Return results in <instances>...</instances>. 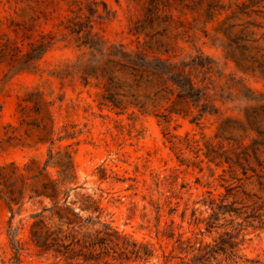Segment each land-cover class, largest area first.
<instances>
[{
  "label": "rangeland",
  "instance_id": "1",
  "mask_svg": "<svg viewBox=\"0 0 264 264\" xmlns=\"http://www.w3.org/2000/svg\"><path fill=\"white\" fill-rule=\"evenodd\" d=\"M234 2L96 0L90 21L107 45L120 42L129 50L144 48L163 58H210L193 72L218 112L203 114L197 123L177 117L173 124L179 134L211 135L220 115L240 116L249 103L245 88L264 93V75L239 70L222 49L225 36L219 24ZM51 23L43 27L50 29ZM80 52L75 40L60 37L34 71L9 73L0 64V264H94L86 259L84 240L101 234L102 223L158 248L156 231L166 229L171 219L181 224L184 235L194 228L188 223L189 209L180 219L184 200L204 209L195 201L206 190L224 191L214 179L220 168L176 157L156 117L135 108L121 111L103 101L96 80L84 79L73 66ZM66 151H71L75 177L56 196L51 179L59 167L50 162ZM50 154L55 159L46 162ZM165 177L182 195L173 213L161 203L170 194L160 184ZM203 232L205 241L215 235ZM239 239L242 252L264 264V229L248 225ZM70 240L77 243L67 246ZM172 240H166L167 249ZM55 241L57 251L46 245ZM159 260L152 256L122 264Z\"/></svg>",
  "mask_w": 264,
  "mask_h": 264
},
{
  "label": "trees",
  "instance_id": "2",
  "mask_svg": "<svg viewBox=\"0 0 264 264\" xmlns=\"http://www.w3.org/2000/svg\"><path fill=\"white\" fill-rule=\"evenodd\" d=\"M95 2L0 0V64L9 73L34 71L58 38L75 40L81 52L73 66L84 79L96 80L99 97L121 111L135 108L156 117L176 157L220 168L214 179L224 191L214 194L206 190L195 201L204 209L192 203L189 206L184 200L180 219L183 222L189 209L188 223L194 228L190 235H184L181 224L171 219L166 229L156 231L158 248L102 223L101 234L85 237L86 259L94 264H109L110 260L122 264L128 259L146 261L158 256L160 264H256L242 252L239 236L248 225L264 229V93L245 88L243 96L249 103L242 107L240 116L220 115L211 135L176 133L173 122L177 117L197 123L203 114L218 112L193 72L211 59L202 54L163 58L147 54L144 48L129 50L120 42L104 44L90 21ZM49 22L52 27L45 29L43 25ZM219 30L225 36L221 42L225 57L241 71L264 75V0H235L230 13L220 21ZM40 101L47 103L42 98ZM48 157L46 162L55 159L52 154ZM50 163L59 167L57 177L51 179L57 196L75 177L71 151ZM160 184L170 192L161 203L173 213L182 195L167 177ZM201 224L205 232L215 234L209 241L203 239ZM172 238L167 249L166 240ZM53 240L60 241V237ZM75 243L70 240L67 246ZM54 244L57 242L46 245L57 251ZM64 253L66 258L71 255L67 250Z\"/></svg>",
  "mask_w": 264,
  "mask_h": 264
}]
</instances>
